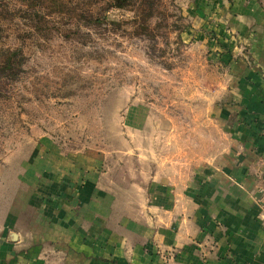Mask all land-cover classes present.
Here are the masks:
<instances>
[{
    "label": "rangeland",
    "instance_id": "1",
    "mask_svg": "<svg viewBox=\"0 0 264 264\" xmlns=\"http://www.w3.org/2000/svg\"><path fill=\"white\" fill-rule=\"evenodd\" d=\"M121 3L0 0V195L62 203L86 177V201L144 222L264 138L242 100L264 84V0Z\"/></svg>",
    "mask_w": 264,
    "mask_h": 264
},
{
    "label": "crops",
    "instance_id": "2",
    "mask_svg": "<svg viewBox=\"0 0 264 264\" xmlns=\"http://www.w3.org/2000/svg\"><path fill=\"white\" fill-rule=\"evenodd\" d=\"M263 85L258 96L242 99L249 116L260 120ZM250 132L244 144L248 159L237 169L209 177L208 192L194 193L201 197L177 194L170 209L149 208L156 218L144 222L105 209L110 201L100 198L98 188L93 201H86L93 184L86 177L85 187L81 182L77 191L67 188L62 203L1 194L0 264H264V138L254 143ZM64 163L63 169H50V185L69 180L62 178L71 166Z\"/></svg>",
    "mask_w": 264,
    "mask_h": 264
},
{
    "label": "trees",
    "instance_id": "3",
    "mask_svg": "<svg viewBox=\"0 0 264 264\" xmlns=\"http://www.w3.org/2000/svg\"><path fill=\"white\" fill-rule=\"evenodd\" d=\"M122 6H123V3H121V0H114L115 8H121Z\"/></svg>",
    "mask_w": 264,
    "mask_h": 264
}]
</instances>
